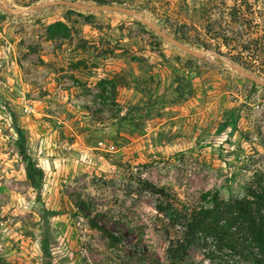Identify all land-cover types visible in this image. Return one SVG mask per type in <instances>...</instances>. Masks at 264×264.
Here are the masks:
<instances>
[{
  "label": "rangeland",
  "instance_id": "1",
  "mask_svg": "<svg viewBox=\"0 0 264 264\" xmlns=\"http://www.w3.org/2000/svg\"><path fill=\"white\" fill-rule=\"evenodd\" d=\"M262 34L264 0H0V264H214L170 258L183 234L142 183L244 195L264 56L246 66L220 37Z\"/></svg>",
  "mask_w": 264,
  "mask_h": 264
},
{
  "label": "trees",
  "instance_id": "2",
  "mask_svg": "<svg viewBox=\"0 0 264 264\" xmlns=\"http://www.w3.org/2000/svg\"><path fill=\"white\" fill-rule=\"evenodd\" d=\"M99 4L106 5L105 2ZM235 11L233 23L246 30L249 27V31L258 29L254 19ZM220 38L226 48L238 50L235 56L246 66L259 53L264 56V34L252 37L247 45L236 37L224 35ZM260 40L263 48H259ZM262 61L264 63V59ZM142 184L156 197V210L183 234L182 239L171 242L170 258L181 259L190 249L197 248L214 264H264V169L254 173L244 195L226 200L219 192L207 191L195 205L183 202L168 189L149 181ZM86 219L89 227L104 238L121 241L93 218L86 216Z\"/></svg>",
  "mask_w": 264,
  "mask_h": 264
},
{
  "label": "water",
  "instance_id": "3",
  "mask_svg": "<svg viewBox=\"0 0 264 264\" xmlns=\"http://www.w3.org/2000/svg\"><path fill=\"white\" fill-rule=\"evenodd\" d=\"M182 48H183L186 52H188V53H190V54H192V55H194V56H196V57H201L200 54H198L196 51L192 50L191 48H188V47H186V46H182Z\"/></svg>",
  "mask_w": 264,
  "mask_h": 264
}]
</instances>
